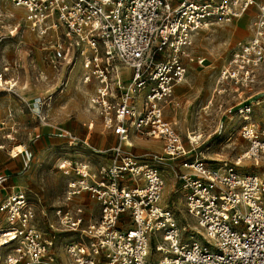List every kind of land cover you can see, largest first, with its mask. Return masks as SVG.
Returning <instances> with one entry per match:
<instances>
[{
	"label": "built area",
	"instance_id": "built-area-1",
	"mask_svg": "<svg viewBox=\"0 0 264 264\" xmlns=\"http://www.w3.org/2000/svg\"><path fill=\"white\" fill-rule=\"evenodd\" d=\"M9 1L24 10L23 20L42 41L52 68L78 66L82 83L93 85L89 106L117 143L99 152L110 155V163L95 168L77 160L59 163L65 189L50 221L41 211L46 231L37 227L26 193L5 195L6 179L0 178V264H59L58 230L70 237L69 264H264V165L258 173L236 168L244 159L264 162V89L251 93L264 70V0ZM251 9V36L237 43L216 77L217 92L249 91L235 105L246 148L233 164L213 163L200 134L184 144L165 118V106L186 77L195 34L233 25ZM7 71L8 66L0 70L1 91L15 85ZM61 82L59 93L66 84ZM50 101L51 94L32 103L44 124L43 108ZM131 135L158 140L161 152H127ZM33 153L30 147L26 169ZM169 176L182 213L194 223L182 228H192L187 238L174 209L161 201Z\"/></svg>",
	"mask_w": 264,
	"mask_h": 264
},
{
	"label": "rangeland",
	"instance_id": "rangeland-1",
	"mask_svg": "<svg viewBox=\"0 0 264 264\" xmlns=\"http://www.w3.org/2000/svg\"><path fill=\"white\" fill-rule=\"evenodd\" d=\"M254 12V9H251L233 25H213L195 34L192 47L193 60L186 77L173 91L171 103L165 106V117L179 131L184 144H187L188 136L200 134L201 141L209 145L206 156L213 163L233 164L246 148V143L239 137L241 119L235 113V105L243 100L249 91L228 88L224 93L217 92L221 87L217 86L216 77L237 43L246 40L252 34ZM23 17V9L15 8L9 0H0V70L9 65L7 77L17 80L16 86L14 85L11 90L7 92L0 90V111L4 113L0 119V135L3 136L5 132L1 129L2 121L6 118L4 110L6 111L8 104L14 107L13 121L16 123L14 135L17 137L21 132L25 134L31 126L42 123L38 118H33L36 114L27 106L31 97L52 95L53 101L43 108L45 122L50 123L45 127V133L61 137L54 141L53 147H44L43 150L36 151L34 163L32 159L33 165L31 163L29 166L28 169L31 170L27 175L31 181L34 176H39L38 184L31 183L34 189L29 192V201L33 208L38 207L34 209L37 227L46 231L48 222L40 211L43 209L50 221L52 210L60 204L65 189L66 179L59 168V163L62 160L67 162L77 160L87 162L95 168L99 164L111 162L110 155H101L100 151L97 153L96 150L82 143L87 135V123H94L88 141L90 140V144L95 148H112L116 138L102 128L98 114L90 108L89 97L94 88L92 84L82 83L80 68L75 66L73 69H66L62 63H59L57 69H53L45 60V53L41 50L42 41L30 31ZM200 59L204 60L198 64L197 60ZM259 75L261 82L251 89V93L264 89V70H261ZM59 80L66 82L65 86H60L61 93L51 87L52 83L58 84ZM26 84L28 88L31 87L30 91H23L22 87ZM181 100L184 102L178 107L172 104L173 101ZM231 106L234 108L229 111L228 108ZM77 121L81 123L78 125ZM84 123L86 125L82 126ZM38 132L40 131L36 133ZM66 137L68 139H64ZM131 137L132 146L124 147L127 152L135 155L149 151L161 152L160 146L154 143L153 138H141L135 135ZM72 138L77 141H73ZM21 152L22 146H16L13 150V154L18 155ZM262 165H264L262 161L254 164L253 160H248L241 161L236 168L239 172L258 173ZM8 184L25 187L24 181L19 179ZM175 187L174 178L169 176L165 182L161 201L174 209L181 235L187 238L191 236L192 228L186 227L185 230L182 228L186 224L193 227L194 223L182 213L181 197L179 193L172 192ZM35 192L43 195L36 204L32 202L37 200ZM3 226L4 220L0 215V228ZM69 238L66 232L60 230L55 232L54 252L59 264L70 263L65 252V243Z\"/></svg>",
	"mask_w": 264,
	"mask_h": 264
},
{
	"label": "crops",
	"instance_id": "crops-1",
	"mask_svg": "<svg viewBox=\"0 0 264 264\" xmlns=\"http://www.w3.org/2000/svg\"><path fill=\"white\" fill-rule=\"evenodd\" d=\"M250 36H248L246 39H248ZM5 77H6V79H9L11 82H15V86H16V84H17L16 81L17 80L7 77V73L5 74ZM59 82H60V80L58 81V84L57 83H52L51 87H53L55 90H57V88H58V86L60 84ZM28 87L29 86H27V84L24 85L22 87L23 91H30L31 87L30 88H28ZM27 94H29V92H27ZM37 96H39V95H36V96L33 95L31 97V101L27 102V106L30 109L32 107V103L34 101V98L37 97ZM6 107H7L6 111L4 110V112L6 113V118L2 121V126L3 127L1 129V130H4L5 132H4L3 136L0 135V178L5 177L6 180L4 182L5 188H1V187L0 188L3 190V193L5 195H7L11 190L12 191L13 190L14 191L22 190V191H24L26 193L27 197L29 198V196H30L29 192H32V189H34L33 188L34 185H32V184H33V182H36L38 184L37 179L39 178V176L38 175L34 176V179H32V181L27 176L31 169H26V166H25L26 153L28 151H30V147L33 148V150H34L33 163H34L35 156H36L35 155L36 151L37 150L38 151L39 150H43L44 147H49V148L53 147L54 146V141L55 140H59L61 136L60 135L57 136L56 134L45 133V130H46L45 127L50 124L48 122L47 123L45 122V124L44 123H40V125L31 126L30 128L27 129V132L25 134H23L21 132L19 136L15 137L14 134L16 132V123H15V121H13V116H15L14 107L11 104H8ZM31 111H32V109H31ZM33 113H35V111H33ZM2 114H4V113H2L0 111V119H2ZM164 115H165V113H164ZM34 116H36V115H33V118L36 119L37 117H34ZM167 120L170 121L169 119H167ZM80 123H81V121H77L78 125ZM90 123H92V122H88L87 125H86V123L82 124V126H85V125L87 126V135H86L85 140L88 139V135L91 133V130H92L93 126H94V123H92V127L88 128V125ZM100 124H101V122H100ZM57 127H59V126H57ZM37 131H40V132L36 133ZM113 137L116 138L115 139V144L113 145V146H115L116 143H117V137L114 136V135H113ZM131 138L132 137H130V142L132 143ZM64 139H68V138L66 137ZM89 142H90V140H89ZM154 143L157 144L158 146H160V144L156 140H154ZM16 146H22V152L20 154H18V155H17V153L13 154V150H14V148ZM131 146H132V144H131ZM107 149H109V148H107ZM97 153H98V151H97ZM33 163H32V165H33ZM43 177H44V175H43ZM18 179L20 181L21 180L24 181L25 187L21 188V187H17V186L8 184V182H12V181L15 182ZM35 191H37V190H35ZM34 195H35L37 200H35V201H33L32 199L31 200H32V202L34 204H36L37 201L39 202V198L42 197L43 195L42 194H38L36 192L34 193ZM87 203L92 204V201L91 202H87ZM53 206H55V205H53ZM37 208L38 207H36V206L34 207V209H37ZM41 211H44V210L41 209ZM41 211H40V213H41Z\"/></svg>",
	"mask_w": 264,
	"mask_h": 264
},
{
	"label": "bare ground",
	"instance_id": "bare-ground-1",
	"mask_svg": "<svg viewBox=\"0 0 264 264\" xmlns=\"http://www.w3.org/2000/svg\"><path fill=\"white\" fill-rule=\"evenodd\" d=\"M243 16H245V15H242L241 17H243ZM240 17V18H241ZM239 18V19H240ZM12 32H14V31H12ZM204 60V59H203ZM202 60V61H203ZM179 86V85H178ZM177 87V86H176ZM175 89V88H174ZM174 91V90H173ZM175 118V117H174ZM152 140H155V139H152ZM158 142V141H157ZM82 143L86 146V147H90V148H92V149H94V150H96V151H103V150H105V149H98V148H95L94 146H92L91 144H90V142L88 141V139H86V140H82ZM132 143L130 142V144L129 145H131ZM241 161H248V160H240V163H241ZM162 196H163V193H162ZM1 242H2V240L0 239V246L2 245L1 244Z\"/></svg>",
	"mask_w": 264,
	"mask_h": 264
}]
</instances>
